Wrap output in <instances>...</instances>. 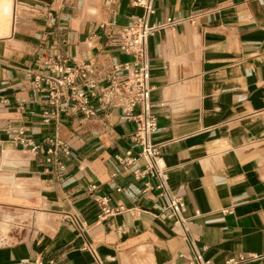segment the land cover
I'll list each match as a JSON object with an SVG mask.
<instances>
[{"label":"crops","instance_id":"1","mask_svg":"<svg viewBox=\"0 0 264 264\" xmlns=\"http://www.w3.org/2000/svg\"><path fill=\"white\" fill-rule=\"evenodd\" d=\"M9 1L0 35V237L13 220L32 223L22 239L0 244V264H194L190 237L214 264L238 253L254 256L241 264H264V0L153 1L150 23L177 21L156 30L146 51L152 141L183 198L185 230L166 217L163 199L119 171L115 155L133 146L134 123L118 111L45 122L44 97L31 87L51 54L91 62L95 75L128 60L109 36L143 7L74 0L52 12L48 1L27 0L16 26ZM18 130L67 144L64 169L17 145ZM97 196L131 211L104 215Z\"/></svg>","mask_w":264,"mask_h":264},{"label":"built area","instance_id":"2","mask_svg":"<svg viewBox=\"0 0 264 264\" xmlns=\"http://www.w3.org/2000/svg\"><path fill=\"white\" fill-rule=\"evenodd\" d=\"M153 1L135 0L136 5L143 7V14L121 26L116 35L109 36L111 46L128 56V60L116 62L105 74L95 75V66L91 62L77 63L61 54H51L41 62L42 69L34 74L31 87L44 97L45 122L57 121L61 116L91 119L98 116L99 111L105 114L118 111L123 120L134 123L131 134L133 146L123 154L115 155L119 171L128 173L134 181L142 182L141 194L163 199L162 210L166 217L185 230L187 219L184 216L186 208L183 198L169 188L168 168L164 164L160 145L152 141L158 122L151 101L152 85L146 51L148 38L156 30L174 25L177 21L168 19L150 23L149 16L154 13ZM16 135L14 141L22 149L44 153L45 162L54 164L60 170L64 169V159L70 154L67 144L51 136L36 142L28 138L23 130H18ZM152 179L156 180L155 184ZM120 189L116 188L117 191ZM95 200L104 215L131 211L122 205L110 208L107 196H97ZM188 241L193 248L194 264H214L197 249L193 238H188ZM206 248L203 246V251ZM88 249L94 253L91 247ZM247 257L254 256L238 253L227 257L223 264H241ZM24 264H54V261L35 257Z\"/></svg>","mask_w":264,"mask_h":264},{"label":"rangeland","instance_id":"3","mask_svg":"<svg viewBox=\"0 0 264 264\" xmlns=\"http://www.w3.org/2000/svg\"><path fill=\"white\" fill-rule=\"evenodd\" d=\"M27 0H13V18H12V24L17 26L19 16L20 14L24 11V8L26 9V3ZM29 1V0H28ZM48 1L52 7V12L54 10H57L61 6H64V3L67 2L69 4L72 2L74 3V0H45ZM71 10L69 7H63L62 11L63 12H70ZM72 14V12H71ZM15 17V18H14ZM32 223V217L29 219H18V220H13L11 222L10 229L7 231V236H2L0 237V244L3 243H10V242H15L24 237V233L26 232V227ZM45 224H43L41 227H43Z\"/></svg>","mask_w":264,"mask_h":264},{"label":"bare ground","instance_id":"4","mask_svg":"<svg viewBox=\"0 0 264 264\" xmlns=\"http://www.w3.org/2000/svg\"><path fill=\"white\" fill-rule=\"evenodd\" d=\"M9 0H0V35L5 34L6 28H8V21L10 16H6L9 11Z\"/></svg>","mask_w":264,"mask_h":264}]
</instances>
